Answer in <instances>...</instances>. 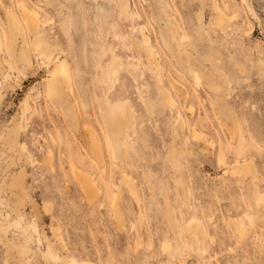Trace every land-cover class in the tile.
I'll list each match as a JSON object with an SVG mask.
<instances>
[{
    "label": "rangeland",
    "instance_id": "obj_1",
    "mask_svg": "<svg viewBox=\"0 0 264 264\" xmlns=\"http://www.w3.org/2000/svg\"><path fill=\"white\" fill-rule=\"evenodd\" d=\"M124 1L0 0L2 36L4 8H10L25 26L32 57V66L22 71L7 44L0 49V134L14 118L20 127L12 148L17 153L0 145V222H7L4 214L11 223L20 218L31 237L27 257L19 260V253L9 255L0 234V264H70L72 259L73 264H264V228L243 215L251 214L254 195L264 207V0H126L133 18L122 13ZM21 2L37 13L30 10L38 25L33 31ZM217 12L228 19L223 27ZM169 17L191 46L180 61ZM142 32L149 36L144 58L153 49L160 71L138 61L130 44V35L141 42ZM33 39L65 59L70 71L65 98L75 119L44 96L46 68ZM112 53L120 62L117 74ZM207 56L228 81L224 99L215 100L186 71L187 61L208 68ZM132 65L136 77L128 72ZM161 89L173 95L177 108L163 104ZM124 108L134 128L116 159L102 115L107 109L111 119L121 117ZM91 133L99 139L101 162L88 148ZM236 159L241 166L250 163L255 173H231ZM93 187L95 196L87 198ZM183 190L189 193L186 200ZM165 203L178 221L201 220L205 251L190 252L184 238L172 232ZM231 220L243 222V236L232 232ZM10 228L9 241L23 245L22 229ZM165 242L170 246L164 250ZM48 245L58 259L43 256Z\"/></svg>",
    "mask_w": 264,
    "mask_h": 264
},
{
    "label": "bare ground",
    "instance_id": "obj_2",
    "mask_svg": "<svg viewBox=\"0 0 264 264\" xmlns=\"http://www.w3.org/2000/svg\"><path fill=\"white\" fill-rule=\"evenodd\" d=\"M25 3V2H23ZM22 4V2H21ZM20 4V5H21ZM216 7V6H215ZM218 7V6H217ZM31 9H29L28 7H26L24 4H22V11L24 14V18H26V20L29 23V32L35 30V28L38 26L37 25V21L35 20V18L33 17L35 14V11L31 10L33 12L34 15L31 16ZM214 10V8H213ZM121 11L124 15L133 18L134 17V13L130 10L129 8V3L125 0L124 2L121 3ZM217 11V10H215ZM18 14V13H17ZM224 14V13H223ZM4 15H5V27H6V37L2 36V33L0 31V49L2 45L7 44V48L11 51V53L13 54V56H15V58L17 59V61H19L18 63H20V67L22 68L21 70L23 71V69L29 68L32 66V60L30 57V52H28V48H29V43L28 40L26 38V36L24 34H27L24 31V27L22 25L21 19L19 18L18 15L15 14V12L10 9V8H4ZM39 15V14H38ZM201 15V14H200ZM38 18V17H37ZM170 18V17H169ZM168 18V19H169ZM201 21V16H199L198 18ZM39 20V19H38ZM46 20V19H45ZM171 22H173V27L174 29L171 30V36H172V40L173 43L175 44L176 47V54L175 56H177V60L180 61L181 60V55H186L189 56L190 53L189 51H187V45L189 39L187 38L186 35H178V26L175 24V20L173 21L171 18L169 19ZM228 19L220 14V12L216 13V22L218 23L219 27H223L225 23H227ZM231 21V20H229ZM46 22V21H44ZM39 24V23H38ZM43 24V23H42ZM217 25V24H216ZM217 25V26H218ZM227 26V25H226ZM135 28L133 27V30ZM141 30V29H140ZM130 44L134 47L135 51L137 52V56H138V61L142 60L144 63H148L149 65L152 66V69H156V71H160V64L158 62V57L157 54L155 53V51H153V49L149 48L148 50V54L146 56V58H144V46H146L149 43V36L146 35L145 33L142 32L141 37H142V41H138L137 38L134 35H130ZM20 39V41H18ZM18 42H20V45L18 44ZM34 46V51L36 52V55L38 57V59L40 60L39 62H41V65H44V67L46 68V74H45V81H44V85H43V94L44 96L50 101V103L56 107V109L62 110L65 113H67V116H69L72 119H75V115L72 113V108H70L69 106V102L67 97L65 98V86L66 88H68L69 86V79H70V71L68 68L67 63L65 62V59L54 57V55L52 54V52L43 47L42 44L39 41H36L33 39L32 41ZM149 45V44H148ZM192 45V44H191ZM189 47L191 48V46L189 45ZM193 49V46H192ZM205 60H203L204 62L207 61V63L210 64V66L208 68H200V67H196V65L194 64L193 66H195L196 69H193V66L190 65V63L187 61V64L185 66L186 71H188L187 73L192 77L194 83L196 85H202L203 87H205L207 89V91L209 92V94L215 99V100H220V99H224V96H226L225 94V88L226 86L228 87V81H226L225 77L218 72L213 65L214 60L211 59L210 56H207L204 58ZM112 61L114 63V69H119L120 68V62L119 60L115 59L112 53ZM8 63V62H7ZM206 63V62H205ZM12 64V63H11ZM101 63H98V68H102L100 67ZM258 65V64H257ZM1 66V65H0ZM11 66V65H10ZM102 66V65H101ZM216 66V65H215ZM259 66V65H258ZM261 66V65H260ZM259 66V67H260ZM15 67V66H14ZM13 68V67H12ZM135 65H132L130 67H128V72L129 74L132 75V77L135 76ZM18 70V69H17ZM1 72L3 71L2 69L0 70ZM27 72V71H26ZM116 71L113 72L116 73ZM24 73V72H23ZM22 73V74H23ZM103 73V72H102ZM3 74V72H2ZM6 74V72H5ZM25 74V73H24ZM101 74V73H100ZM117 74V73H116ZM1 75V74H0ZM102 75V74H101ZM130 75V76H131ZM111 76V75H110ZM8 77V76H7ZM136 77V76H135ZM172 77V76H170ZM168 76V78H170ZM111 78V77H110ZM174 78V77H173ZM173 78H170L171 83H173L172 85H174V88L176 89L177 92H180L179 90H182V88H180L174 81ZM3 79H6L3 78ZM100 81L102 80L101 77L99 78ZM135 78H133L134 80ZM136 80V79H135ZM134 80V81H135ZM177 80V79H176ZM112 81V80H111ZM169 81V79H168ZM179 81V80H178ZM170 83V82H169ZM170 83V84H171ZM172 85H170L172 87ZM183 85V84H182ZM182 87V86H181ZM185 87V86H184ZM200 87V86H199ZM174 89V90H175ZM178 89V90H177ZM227 89V88H226ZM185 90V89H184ZM182 90V91H184ZM227 92V91H226ZM67 93V92H66ZM161 93H162V102L164 105H166L167 107L171 108H175L176 105V101L174 100L175 98H173V95H171L168 91L166 90H162L161 89ZM182 93V92H180ZM69 94V93H68ZM183 94V93H182ZM187 92L184 91V96L186 95ZM179 95V94H178ZM183 96V97H184ZM182 97V96H181ZM185 99V98H184ZM186 101V100H185ZM24 102V101H23ZM102 105L104 104L103 101ZM187 102V101H186ZM189 103V102H188ZM148 104V103H147ZM190 105V103H189ZM195 105V104H194ZM193 106V105H192ZM148 107V106H147ZM178 107V106H177ZM176 107V108H177ZM166 108V107H165ZM189 108V107H188ZM190 108L191 105H190ZM189 108V110H191ZM147 109V108H146ZM123 113L121 117H115L114 119H111V117H109V115L106 114L107 109H105V114L102 115V120L103 123L105 124L106 127V131H107V136H108V140L109 143L111 145V149H113V154L115 156L116 159H118L120 157V150L122 147L126 146L128 144V130H132V128H134V118H130L126 112L128 111L126 108L123 109ZM149 110V109H148ZM151 110V109H150ZM153 110V109H152ZM151 112V111H150ZM130 113V111H129ZM152 113V112H151ZM118 115V114H116ZM119 116V115H118ZM178 117V118H177ZM176 118L178 119V121H181V117L180 114H178ZM234 120V119H233ZM13 121L16 122V119L14 118ZM12 122V121H11ZM13 123L11 127H8L6 129V131L4 130V133L0 134V145L2 146L1 142L4 145H8L11 149H14V146L17 145V138H18V133H19V125L18 123ZM183 124V121H181ZM194 127V126H193ZM96 133V132H95ZM193 134V133H192ZM195 138L198 137L197 134L195 133ZM193 135V136H194ZM192 136V137H193ZM230 136L233 137L234 136V132L230 131ZM90 141L88 144V148L90 150V152L93 154V156L99 161L101 162L103 155L101 154V148L98 145L99 143V139L97 138V136L94 133H91L90 135ZM0 146V147H1ZM206 147V146H205ZM244 147V146H243ZM16 148V147H15ZM20 148V146H19ZM23 148V146L21 147ZM20 148V149H21ZM245 148V147H244ZM7 149V148H6ZM9 149V148H8ZM12 149V152L14 151V153H17L15 150ZM10 151V150H9ZM23 150H19V152ZM123 151V150H122ZM11 152V153H12ZM21 152V153H22ZM172 152V151H171ZM207 152V151H205ZM2 153V152H1ZM7 153V152H6ZM4 153V154H6ZM10 153V152H9ZM112 154V153H111ZM112 154V155H113ZM10 155V154H9ZM18 155V154H17ZM102 155V157H101ZM51 156V151H48L46 153V159L48 160L49 157ZM172 156V155H171ZM170 156V157H171ZM18 159L20 158L19 156H17ZM22 157V156H21ZM15 158V155H14ZM9 159L10 161L13 162V160L15 161V159ZM25 158V157H24ZM27 158V156H26ZM51 158V157H50ZM172 158V157H171ZM28 160V159H27ZM50 160V159H49ZM221 160V159H220ZM103 161V160H102ZM173 161V160H172ZM249 161V160H248ZM174 162V161H173ZM238 159L234 160V166L230 169L231 173L233 172H242V171H249L251 170V172L253 173L254 170L252 168V165L250 163L244 162V164L238 165ZM11 163V162H10ZM9 163V164H10ZM224 163V162H223ZM8 164V165H9ZM179 165V164H178ZM177 163H172V167L173 168H178ZM74 167V165H73ZM76 167V166H75ZM77 169V168H76ZM180 170V169H179ZM228 170V169H227ZM253 170V171H252ZM225 172V171H224ZM79 173V172H78ZM125 173V172H124ZM123 173V174H124ZM255 173V172H254ZM126 175V173H125ZM15 176V175H14ZM22 176V175H21ZM83 176V175H82ZM129 176V175H128ZM128 176H125L126 178ZM19 177L20 175H17L15 178L17 179L16 184L19 182ZM131 177H128V179ZM177 178V177H176ZM15 179V180H16ZM81 179V178H80ZM21 180V179H20ZM22 180L24 181V179L22 178ZM131 180V179H129ZM90 181V180H89ZM88 181V182H89ZM132 181V180H131ZM81 182V181H80ZM15 183V182H14ZM20 183L22 184V181H20ZM19 183V184H20ZM91 182H89L87 184V186L90 184ZM122 183L125 185H128L129 190L131 191L133 190L132 186L129 185V182L124 179L122 181ZM178 184H180V180L177 181ZM8 185V184H7ZM92 185V184H91ZM122 185V184H121ZM134 185V182H133ZM18 186V185H17ZM23 185H21L20 187L22 188ZM90 187V186H89ZM89 187H87V189L89 190ZM132 187V188H131ZM178 187V186H177ZM12 188V187H11ZM84 188V187H83ZM127 188V187H126ZM86 189V188H85ZM84 189V190H85ZM131 189V190H130ZM183 189V186H182ZM87 190V191H88ZM93 190L94 187L91 189L90 188V194H88L87 198H90V196H93ZM188 190V189H187ZM96 191V190H94ZM189 191V190H188ZM93 192V193H92ZM88 193V192H87ZM132 192H130L131 194ZM138 193V191H137ZM256 193V192H255ZM20 194V193H19ZM189 194V193H188ZM187 194V195H188ZM187 195L183 190V197L185 198V200L187 199ZM95 196V195H94ZM93 196V197H94ZM131 196V195H130ZM132 196H134V201H139L140 197L138 198L135 193H132ZM131 196V197H132ZM259 196V195H258ZM254 195V199L252 200V202L250 201V206H251V214L245 213L243 215H245L250 222H256L259 224V226H261V228H264V207L261 204V202L259 201V197ZM17 197V196H16ZM118 197V196H117ZM249 198V197H248ZM251 198V197H250ZM249 198V199H250ZM17 200V199H16ZM249 201V200H248ZM3 202V199L0 197V204ZM187 203V201H186ZM117 205V204H116ZM188 205V204H187ZM190 205V204H189ZM44 206V205H43ZM168 203H165V209H166V216H167V220H168V224L170 226V228L172 229V232L178 236V237H183L185 240V244H186V248L191 252L194 251L198 252V251H205V247L203 246V240L205 239L206 236V229L205 226L201 223V220L195 218V217H191L184 221V219H181L180 221H178V219L175 217L174 213L170 211L169 207H168ZM191 206V205H190ZM46 207L47 211L49 208H47V206H44V208ZM15 211L18 210L17 207L13 208ZM12 209V210H13ZM43 209V208H42ZM172 210V209H171ZM46 211V210H44ZM21 213V212H20ZM14 214V213H13ZM181 214H183L181 212ZM17 215V214H16ZM123 215V214H122ZM17 217V216H16ZM124 217V215L122 216ZM181 217H184L181 216ZM3 218L7 220V222H0V234H2V239L3 242L6 246V249L9 253V255L12 257L14 255V253H19V260L22 257V254H25L26 252L30 251V247H29V242L31 241V237L30 235H28V228H30L29 226L27 227H21L20 225V221L21 219L18 218V220H16V222L11 223V221L8 220V214H4ZM245 218V217H244ZM23 219V218H22ZM247 219V220H248ZM125 220V218H124ZM242 220V219H241ZM121 222L122 219H121ZM120 222V223H121ZM125 222V221H124ZM12 224L15 227L21 228L22 229V237H23V245L17 247L15 244L12 243V241H9L10 238H8V231L9 229H11L10 227L12 226ZM230 228L232 230L233 233L237 234L238 236H243V222H237L236 221H230ZM23 226V225H22ZM33 225L31 224V228L33 229L34 227H32ZM121 227H122V223H121ZM17 229V228H16ZM34 230V229H33ZM35 231L37 232V229L35 228ZM55 231V230H54ZM18 232V231H17ZM34 232V231H33ZM39 233V232H38ZM20 235V233H19ZM24 235V236H23ZM35 237V236H34ZM39 237H37L38 239ZM12 239V238H11ZM10 239V240H11ZM40 240V239H38ZM1 241V240H0ZM19 242V241H18ZM17 242V243H18ZM46 242V241H45ZM38 243V241H37ZM64 243V242H62ZM49 246V245H48ZM51 246V244H50ZM47 247V250L45 251V253L43 254V256L46 259H58L59 257L56 255V253H54V250H52L51 248ZM169 243L165 242L163 244V248L164 250L169 248ZM27 254H25L26 256ZM6 256V255H5ZM8 256V255H7ZM18 257V256H17ZM27 257V256H26ZM25 257V258H26ZM62 257V256H61ZM64 258V257H63ZM69 259V258H68ZM74 259H72V262L75 263V261H73ZM20 262V261H19ZM28 262V261H27ZM55 262V261H54ZM72 262L69 261L70 264H73ZM7 263V262H6ZM68 263V260H67ZM66 263V264H67ZM21 264V263H20Z\"/></svg>",
    "mask_w": 264,
    "mask_h": 264
}]
</instances>
